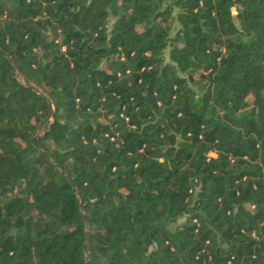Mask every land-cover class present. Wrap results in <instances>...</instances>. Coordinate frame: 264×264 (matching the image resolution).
<instances>
[{
  "label": "trees",
  "instance_id": "trees-1",
  "mask_svg": "<svg viewBox=\"0 0 264 264\" xmlns=\"http://www.w3.org/2000/svg\"><path fill=\"white\" fill-rule=\"evenodd\" d=\"M0 45V264H264V0H0Z\"/></svg>",
  "mask_w": 264,
  "mask_h": 264
},
{
  "label": "water",
  "instance_id": "water-1",
  "mask_svg": "<svg viewBox=\"0 0 264 264\" xmlns=\"http://www.w3.org/2000/svg\"><path fill=\"white\" fill-rule=\"evenodd\" d=\"M0 50L3 51L7 56H9V58L11 59V61L15 64V66H16V67L18 68V70H19V67H18V65H17V63H16V61H15V59H14L12 53L7 52V51H6L1 45H0ZM23 79H24V82H25L27 85H29V86H31V87H33V88L39 90V91L42 92L43 94H45V92H44L43 90H41L40 88H38V87H37V86H36V85L30 80V78H29L27 75H24V76H23ZM48 98H49V102H50V111H49L47 117L45 118L44 123L49 122L50 119H51V118L54 116V114H55V110H54V105H53L52 99H51V97H49V96H48ZM38 135H39V132L33 137V139H34V143H35V145H36L38 148L42 149L41 146H40V144H39V142H38ZM62 172H63V173L68 177V179L71 181L74 190H75V191L77 192V194L79 195V198H80V205H81V207L83 208V207H84V196H83V194L77 189V187H76V183H75L73 177H71V176H70L68 173H66L65 170H63V169H62ZM83 216H84V218H85L86 221H87V231H88V235H89V236H88L89 238H88V241H87V243H86V246L88 247V249H90L89 243H90V240H91V237H92V235H91V231H90V223H89L90 216H89L88 212H83ZM92 256H93V255L91 254L90 257H89V259H87V260L85 261L84 264H89V261L91 260Z\"/></svg>",
  "mask_w": 264,
  "mask_h": 264
},
{
  "label": "rangeland",
  "instance_id": "rangeland-1",
  "mask_svg": "<svg viewBox=\"0 0 264 264\" xmlns=\"http://www.w3.org/2000/svg\"><path fill=\"white\" fill-rule=\"evenodd\" d=\"M176 25H177V23H173V29H175Z\"/></svg>",
  "mask_w": 264,
  "mask_h": 264
}]
</instances>
